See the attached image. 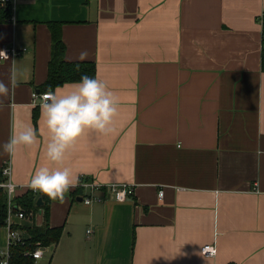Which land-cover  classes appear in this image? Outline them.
I'll use <instances>...</instances> for the list:
<instances>
[{
    "label": "crops",
    "instance_id": "crops-1",
    "mask_svg": "<svg viewBox=\"0 0 264 264\" xmlns=\"http://www.w3.org/2000/svg\"><path fill=\"white\" fill-rule=\"evenodd\" d=\"M11 9L0 47L26 49L0 59L5 84L13 65L23 73L0 108V143L13 126H31L37 142L0 155V168L10 161L17 185L46 166L133 186L123 200L86 205L73 188L63 202L50 200L49 225L62 226L61 235L26 264H264V0H15ZM49 20L60 22L65 58L94 61L95 78L120 101L113 130L86 131L62 164L44 155L40 107L36 127L32 120L31 93L50 58ZM43 215L40 206L14 224L26 237L25 226ZM5 243L2 225L0 249ZM206 243L214 254L200 255Z\"/></svg>",
    "mask_w": 264,
    "mask_h": 264
},
{
    "label": "clouds",
    "instance_id": "clouds-1",
    "mask_svg": "<svg viewBox=\"0 0 264 264\" xmlns=\"http://www.w3.org/2000/svg\"><path fill=\"white\" fill-rule=\"evenodd\" d=\"M0 59L8 60V55L3 50H0ZM22 76L23 73L18 72L13 65L9 83L5 84L0 80V108L4 107V98L9 95L10 86L12 88L18 86L22 82L20 79ZM39 99L41 116L49 133L44 155L54 164L63 163L66 153L86 131L99 134L111 132L113 130L111 125L118 114L120 103L119 97L108 89L105 82L87 75L81 76L70 91L58 95L49 89L41 93ZM36 142L37 132L34 128L25 126L17 133L13 126L9 139L0 143V155L7 154L12 157L19 146L30 147ZM4 175L9 179L6 183L0 184V187L5 188L10 196L19 186L34 192L39 191L53 201L63 202L65 193L80 186L78 177L73 176L69 167H40L36 169L31 179L22 185H17L14 181L12 167L6 168ZM84 203L90 205L91 201L86 200ZM165 258L172 259L174 256Z\"/></svg>",
    "mask_w": 264,
    "mask_h": 264
},
{
    "label": "trees",
    "instance_id": "trees-1",
    "mask_svg": "<svg viewBox=\"0 0 264 264\" xmlns=\"http://www.w3.org/2000/svg\"><path fill=\"white\" fill-rule=\"evenodd\" d=\"M12 13L11 6L9 4H0V21L10 18ZM261 23V67L264 69V12L258 16ZM48 26L51 32V46H50V58L47 66V75L43 83L37 86L39 91L53 90L56 86L69 81H79L81 76L87 75L90 77H96V65L92 60H67L65 58V43L61 37L60 22L55 20H49ZM39 115V104L33 107L32 120L36 127L37 118ZM3 179L0 168V180ZM81 187H75L70 191L73 197L81 196ZM37 194L41 196L43 203L36 205ZM49 199L46 195L39 191H32L26 189L21 194H15V208L20 205L25 214L33 212L37 207H43L44 215L41 224L26 225L27 236L23 242H18L11 247L12 255L10 257V263L26 264L33 261V257L27 254V251H32L37 245H54L62 231V226H50L48 221L49 211ZM6 203L7 195L4 188L0 187V226L5 224L6 218ZM15 228L19 227L13 224ZM226 264H238L236 262H228Z\"/></svg>",
    "mask_w": 264,
    "mask_h": 264
},
{
    "label": "built area",
    "instance_id": "built-area-1",
    "mask_svg": "<svg viewBox=\"0 0 264 264\" xmlns=\"http://www.w3.org/2000/svg\"><path fill=\"white\" fill-rule=\"evenodd\" d=\"M15 0H0L1 5L9 4L12 8ZM26 47L24 45H18L12 42L9 45H1L0 50L7 53L8 58H14L19 55ZM45 91H39L34 89L31 93L32 102L36 105L40 103V94ZM11 167L10 161H6L1 166V173L3 179L0 180V184H4L8 181L9 177L4 175V170ZM80 186L82 189L81 197L83 201H103L106 197H110L116 200L126 199L133 193V186L124 181H111L107 183H101L95 179L89 178L87 175L80 174L78 176ZM3 188V187H2ZM7 195L6 203V218L4 227L6 228V243L3 248L0 249V264H11L10 257L12 255L11 247L24 241V236L19 232L17 228L13 226L14 217H24L25 213L20 205L15 208L14 196L15 192L10 196L7 190L4 188ZM163 190H159V196L162 195ZM47 245H37L32 251H27L34 259L42 256L45 250H48ZM215 246L213 244H203L201 246V252L204 254H214Z\"/></svg>",
    "mask_w": 264,
    "mask_h": 264
},
{
    "label": "water",
    "instance_id": "water-1",
    "mask_svg": "<svg viewBox=\"0 0 264 264\" xmlns=\"http://www.w3.org/2000/svg\"><path fill=\"white\" fill-rule=\"evenodd\" d=\"M78 198H80V199H82V197L81 196H78ZM36 204H38V205H40V204H42V198H41V196H37V198H36Z\"/></svg>",
    "mask_w": 264,
    "mask_h": 264
}]
</instances>
